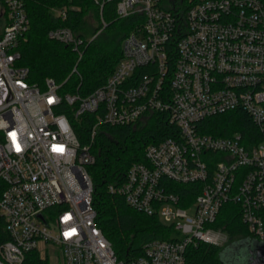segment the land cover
Returning a JSON list of instances; mask_svg holds the SVG:
<instances>
[{"label":"built area","instance_id":"obj_1","mask_svg":"<svg viewBox=\"0 0 264 264\" xmlns=\"http://www.w3.org/2000/svg\"><path fill=\"white\" fill-rule=\"evenodd\" d=\"M27 1L0 0V216L8 235L0 264H24L34 254L40 264H186L190 247L227 242L213 225L229 203L264 240V0H189L184 14L163 0H94L104 26L112 3L120 19L138 21L114 72L86 96L61 94L54 78L33 83L20 64L31 27ZM54 15L65 19L67 9ZM48 38L73 48L72 75L79 74L85 40L67 27ZM236 111L249 116L251 132L202 131L203 121ZM154 113L167 115L174 136L149 145L145 161L109 191L159 215L173 234L124 261L99 226L88 167L103 127ZM84 121L90 130L82 142L75 125ZM174 183L201 184V192L183 206Z\"/></svg>","mask_w":264,"mask_h":264},{"label":"trees","instance_id":"obj_2","mask_svg":"<svg viewBox=\"0 0 264 264\" xmlns=\"http://www.w3.org/2000/svg\"><path fill=\"white\" fill-rule=\"evenodd\" d=\"M165 8L184 14L190 6L189 0H163ZM67 9V17H56L54 10ZM31 27L20 50V64L30 69V80L43 84L54 78L62 85L61 94L86 96L106 83L122 58L123 41L134 29L136 16L120 19L116 4H108L103 12L106 23L101 20L100 8L94 0H28L26 5ZM67 27L85 40L83 58L78 64L79 74H73L78 55L72 47L48 38L56 28ZM144 70H141L143 72ZM89 121V118H88ZM89 122L75 125L82 142L89 137ZM201 129L214 136H231L235 132L247 134L255 126L249 116L241 111L229 112L203 121ZM174 136V129L166 114H150L143 121L131 126L103 127L92 149L97 157L88 167L94 183L93 206L98 214V223L112 243L120 260L128 261L143 252L144 245L152 240H167L173 234L172 226L164 223L159 215L149 216L132 209L123 197L111 194V184L122 181L133 163L145 161L149 145ZM175 193L183 199L195 200L201 192V184H173ZM264 220V208L261 212ZM213 227L222 231L228 241L224 246L200 244L187 251L186 264H226L224 251L233 246L244 245L256 238L242 220L241 208L229 203L225 205ZM8 240L5 225L0 216V243ZM251 245V247L249 246ZM244 261L251 257L252 244ZM28 258L24 264H40ZM242 258L238 259L241 263Z\"/></svg>","mask_w":264,"mask_h":264},{"label":"rangeland","instance_id":"obj_3","mask_svg":"<svg viewBox=\"0 0 264 264\" xmlns=\"http://www.w3.org/2000/svg\"><path fill=\"white\" fill-rule=\"evenodd\" d=\"M192 211H190L191 213ZM227 239V238H226ZM228 241V240H227ZM256 244L258 243L256 240L249 241V243H245L244 245H241L240 247H229L227 248L223 253V259L226 262V264H245V261L243 258H245L247 252H248V245L249 244ZM227 243H224L222 246L226 245ZM220 247V246H219ZM231 251V253H230ZM242 258L241 263L238 262V259Z\"/></svg>","mask_w":264,"mask_h":264},{"label":"water","instance_id":"obj_4","mask_svg":"<svg viewBox=\"0 0 264 264\" xmlns=\"http://www.w3.org/2000/svg\"><path fill=\"white\" fill-rule=\"evenodd\" d=\"M237 246L238 245H233L231 246V249L232 247H237ZM252 246H255V251L250 252L252 253V255L250 258H248V260L245 261V264H264V242H258L256 244H253Z\"/></svg>","mask_w":264,"mask_h":264},{"label":"bare ground","instance_id":"obj_5","mask_svg":"<svg viewBox=\"0 0 264 264\" xmlns=\"http://www.w3.org/2000/svg\"><path fill=\"white\" fill-rule=\"evenodd\" d=\"M256 246V245H255ZM255 246H252V249L250 250V252L252 251H255ZM251 247V246H250ZM250 255H252V253H250Z\"/></svg>","mask_w":264,"mask_h":264}]
</instances>
